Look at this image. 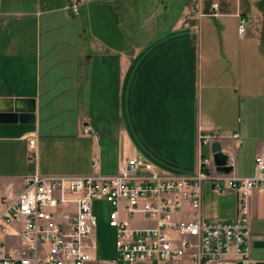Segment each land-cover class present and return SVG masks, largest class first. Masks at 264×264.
I'll return each mask as SVG.
<instances>
[{
    "label": "crops",
    "instance_id": "obj_1",
    "mask_svg": "<svg viewBox=\"0 0 264 264\" xmlns=\"http://www.w3.org/2000/svg\"><path fill=\"white\" fill-rule=\"evenodd\" d=\"M103 1L87 0L75 17L73 0H0V114H36L34 133L0 138V212L3 198L21 192L36 171L90 175L98 160L103 174L116 175L141 155L161 170L195 175L209 152L199 145L201 130L218 136L231 175L254 176L264 158L261 0H222L216 28L207 16L186 23V10L173 26H143L144 35L123 48L84 24L102 12ZM240 16L248 20L244 38ZM30 140L37 142V166L29 160ZM203 194L207 219L237 217L236 195L217 196L211 181ZM247 220L251 264H264V191L252 193Z\"/></svg>",
    "mask_w": 264,
    "mask_h": 264
},
{
    "label": "built area",
    "instance_id": "obj_2",
    "mask_svg": "<svg viewBox=\"0 0 264 264\" xmlns=\"http://www.w3.org/2000/svg\"><path fill=\"white\" fill-rule=\"evenodd\" d=\"M86 0H73L75 17ZM216 11L218 5H214ZM247 32L240 21L239 36ZM90 129H86L88 133ZM213 136L201 137L210 155L199 162L194 176L157 169L145 157L129 159L116 175H41L24 178L23 190L3 199L0 212V264H88L96 259L98 217L94 203L110 205L108 226L115 234L116 257L103 264H249V198L264 191V158L255 174L239 177L217 171ZM30 163L37 166V142L29 141ZM214 168V170H212ZM211 181L219 197L237 194L238 215L231 221L207 219L204 184ZM14 228L18 248L9 252L2 236Z\"/></svg>",
    "mask_w": 264,
    "mask_h": 264
},
{
    "label": "rangeland",
    "instance_id": "obj_3",
    "mask_svg": "<svg viewBox=\"0 0 264 264\" xmlns=\"http://www.w3.org/2000/svg\"><path fill=\"white\" fill-rule=\"evenodd\" d=\"M221 1L222 0H104L103 2L98 3L102 8V12H98V16H97L96 12L93 11L92 19L90 20V18L86 16V18H84L85 19L84 24H86V26L93 25L96 31L99 27V31L97 32L98 34L97 33L95 34H97V36H99L100 39H102L103 41H105V43H107L108 45L112 47L123 48V47H128L132 43V41L144 35L143 26L150 25L151 23L154 25H158V26H161V25L168 26V27L173 26L177 23L179 19H183L184 11L186 10H187L186 23L198 24L201 18L207 16V17H211L208 19L207 22L209 21L212 22V25L216 28L217 25H216V22H214L213 18L218 16L217 11L219 9V5ZM86 2L87 0L84 3ZM257 2H259V0H257ZM214 5H218V9L216 11L213 9ZM152 12L154 14V17L152 21L149 24H147V22L150 21L148 18L151 17ZM242 18L244 17L242 16L239 17V27H240V21ZM244 19L246 20V27L248 31V20L247 18H244ZM201 22L202 23L199 26H202L201 32L203 31V36H204V31H206L207 29V25H206L207 22L206 24L204 23L205 22L204 20H202ZM254 24H256V21H254ZM239 27H238V32H239ZM198 34H199V31L196 32L197 43L199 40ZM246 35H247V32L241 38H244ZM198 50H199V46L197 44V54L199 53ZM188 55L192 56L190 53H188ZM87 128L90 129L88 134L89 133L92 134L93 133L92 128L86 127L85 130ZM204 135H209V136L211 135L215 138L216 140L215 142H219L217 141V138H218L217 135L215 136L209 133H205L204 131L201 130L200 135H199V145H200L201 137ZM233 138L238 140L239 136L237 134H234ZM201 148L203 149L205 148V150H209L210 152L209 146H205ZM209 152L207 155H202L201 159L208 157L210 155ZM229 161H228V165L232 166ZM126 162L121 166V168L119 169V172L124 167ZM95 165H97L99 172L102 173L100 162L98 160H95L92 164V172L90 173V175L98 171L97 167L94 168ZM155 167L159 169L157 166ZM198 172H199V169L197 173ZM56 176H63V175H56ZM65 176H81V175H65ZM82 176H88V175H82ZM179 176H182V175H179ZM191 176H194V175H191ZM208 186H210L209 183H207L206 189L208 188ZM236 196L239 200V197L237 194ZM111 210L112 209L110 205L103 201H96L94 203V213L96 214L97 217L99 216L98 226H97V230L95 234L96 259L93 262H90L88 264H103L105 262L112 261L116 257L115 256L116 252H115V247H114L115 246V234L112 231V229L109 228L108 226V217H109ZM14 228L19 232L20 229L19 228L17 229L16 226H13L8 230V232L4 236H2V245L8 252L12 249L18 248V245L20 244L19 238H13L11 236L13 234ZM11 229H12V233L9 234ZM5 236L9 237V239L6 240L4 238ZM249 264H251V253H250Z\"/></svg>",
    "mask_w": 264,
    "mask_h": 264
},
{
    "label": "water",
    "instance_id": "obj_4",
    "mask_svg": "<svg viewBox=\"0 0 264 264\" xmlns=\"http://www.w3.org/2000/svg\"><path fill=\"white\" fill-rule=\"evenodd\" d=\"M36 131V114L34 111H23L15 108L9 112L0 114V138L20 139L27 134ZM213 159L217 171L223 174L232 172V166L228 165L229 157L222 152L220 142L212 144ZM238 264H243L239 262Z\"/></svg>",
    "mask_w": 264,
    "mask_h": 264
},
{
    "label": "trees",
    "instance_id": "obj_5",
    "mask_svg": "<svg viewBox=\"0 0 264 264\" xmlns=\"http://www.w3.org/2000/svg\"><path fill=\"white\" fill-rule=\"evenodd\" d=\"M259 4H260V6H261L262 9H263V14H264V0H261Z\"/></svg>",
    "mask_w": 264,
    "mask_h": 264
}]
</instances>
